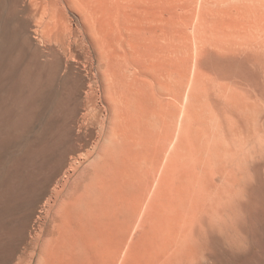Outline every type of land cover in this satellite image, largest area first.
<instances>
[{"label": "bare ground", "instance_id": "obj_1", "mask_svg": "<svg viewBox=\"0 0 264 264\" xmlns=\"http://www.w3.org/2000/svg\"><path fill=\"white\" fill-rule=\"evenodd\" d=\"M5 1L9 18L23 12L13 29L25 45L8 47L11 61L0 49V148L29 129L49 77L69 80L61 123L50 140L27 145L21 162L53 156L36 174L43 191L48 185L38 196L50 194L31 214L40 222L38 262L71 264L85 250L97 264L208 263L200 229L232 224L239 207L264 194V0ZM23 173L26 185L34 182L31 169ZM16 186L6 202L20 200ZM25 223L6 228L19 234L25 225L27 237Z\"/></svg>", "mask_w": 264, "mask_h": 264}, {"label": "rangeland", "instance_id": "obj_2", "mask_svg": "<svg viewBox=\"0 0 264 264\" xmlns=\"http://www.w3.org/2000/svg\"><path fill=\"white\" fill-rule=\"evenodd\" d=\"M1 1V3H0V12H1V16H3L2 17V20H0V26H4V28L7 30V32L9 33L8 35H9V37H8V39L7 40H4L3 41V39H1L0 38V49L1 48H4V50H5V52H7V53H9V56H8V60L9 61H11V57H12V52L10 51V49H8V47H10V45L12 44L13 45V47H14V45H16V44H22L23 43V45H25V43H24V38L23 37H19V38H17L16 39V37H15V34H14V30L15 29H13V28H16V24L15 23H17V21H19L18 19H20L21 17V15H23L22 13V11L20 10V8L21 7H19L18 8V10H20V11H16V15H12L10 18H9V14H7V10L9 9V5H8V1L6 2L5 0L3 1V0H0ZM3 3V4H2ZM4 3H6L5 5H4ZM3 7H2V6ZM8 5V6H7ZM5 6L7 7L6 9H5ZM3 8H4V10H3ZM2 9V10H1ZM6 11V12H5ZM5 12V13H4ZM18 12H20V13H18ZM3 13V14H2ZM18 13V14H17ZM5 14V15H4ZM20 17V18H18V17ZM8 17V18H7ZM15 17V18H14ZM6 19V20H5ZM11 20V21H10ZM15 20V21H14ZM12 21H14V23L12 22ZM6 22V23H5ZM9 22V23H8ZM13 24V25H12ZM14 24H15V26H14ZM7 25V26H6ZM12 26V27H11ZM3 28V27H2ZM1 27H0V30L2 29ZM10 29V30H9ZM2 31V30H1ZM0 31V32H1ZM11 31V32H10ZM15 38V39H14ZM26 47H27V50H28V48H30L29 50H28V52H31L32 51V48L33 47H30V46H28V45H26ZM7 49V50H6ZM43 55V54H42ZM42 57V59H44L45 58V56L43 55V56H41ZM13 58V57H12ZM8 60H6L7 62H8ZM18 70L20 69V68H17ZM58 77H60V78H58ZM50 78V79H49ZM48 79V82H46V83H48V84H46L45 85V92L46 93H44V95L45 96H47L46 97V99L47 100H44V98L45 97H43V101L45 102V101H48L46 104L43 102V103H41L40 104V106L38 105H36V107L34 106L33 107V109L34 110H32V116H31V118L28 120L29 122H27V127L29 128V129H27L26 128V126H25V128L24 129H17V133L16 134H14L11 138H9L8 139V141L6 142V144H4V145H2V149L0 150V187H1V185H2V188H0L1 190H0V194H2V195H0V207H2L1 205L2 204H4L3 205V209L2 208H0L1 210H0V225H1V228H2V226H3V228H6V225L8 226V227H10V228H14L15 226H17V225H19L20 223H22V224H24L25 222V224L27 225H29V224H31L32 225V229L33 230H30V231H33V232H29L28 230V232H25L24 234H25V236H27V237H24V235H23V233H22V230L24 231V228H26L25 227V225H24V228H22L23 227V225H21V229L22 230H20V226H18L19 228H17L18 230H20L19 231V234H16L17 232H14L12 235H11V233H10V228H6L7 229V232H9V233H7L6 232V230L5 229H3V231L5 230V234H7V236L8 237H6L5 236V234L3 235V234H1L0 235V237L3 239V241H2V239L0 238V264H11L12 263V261L14 260V262L12 263V264H15L16 262V264H18L20 261L21 262H24V263H22V264H40V260H39V262H38V258L40 259V254H39V252H40V246H38V244L36 243V240H37V228L36 227H38L39 225V221L38 220H36L37 218L36 217H34V216H32L31 214H37L36 213V208L38 209L37 211H41L42 209H43V205H45L46 204V201L48 200V198H49V196H50V194H46L44 197V199H43V194H45V193H42V192H47V191H45V189L47 190V186L48 185H42L43 186V188H44V191H43V189L41 188V186L39 185V178L41 179L42 178V176L43 175H41L40 177H39V174L40 173H42L45 169H46V166H47V164L49 163V160L51 161V159L53 158V156L51 155H49V157H46V155L45 156H43V158H42V156H38V157H36L37 159H35V161L33 162V165L32 164H30V165H32L31 167L29 166V164H26L25 162V164L24 165H22V161H24L25 159H26V153L28 152V146H29V148L32 146V147H35L36 148V146L38 145V146H40L44 141H46V137H47V140H50L51 138H52V136H53V132L57 129V127H58V125L61 123L60 121L63 119L62 117H64V115H65V113H66V111H67V106L69 105V99H68V96H66L67 95V92H66V94H65V91H67L66 90V85H68V84H66V83H68L69 82V80L67 81L66 80V77L64 78V75H62V76H54V79H53V77H49ZM58 79V80H57ZM62 80V81H61ZM61 81V82H60ZM56 82V83H55ZM53 83H54V85H53ZM62 84V85H60V84ZM65 84V86H64V84ZM2 84H4V82L2 81V82H0V96H1V94H2V96L4 97L5 95H6V92H5V94H4V92L3 91H5L4 90V85H2ZM54 86V88H53V86ZM57 86H59V88H57ZM47 87H48V89L50 90H48L47 89ZM50 88H52V89H50ZM59 89V90H58ZM51 90H52V92H51ZM56 92H54V91ZM2 92V93H1ZM49 92H51V93H49ZM54 92V93H53ZM57 92H59V93H57ZM62 92V93H61ZM47 93H48V95H47ZM61 93V96L59 95ZM50 94H51V96H50ZM58 94V95H57ZM63 95V96H62ZM2 96L0 97V100H1V98H2ZM50 96V97H49ZM53 96H54V98H53ZM51 98V99H50ZM56 99V100H55ZM50 100V101H49ZM66 100V101H65ZM58 103V101H59V104H57L56 102ZM61 101H63L62 103H61ZM68 101V102H67ZM66 103V104H65ZM68 103V104H67ZM52 104V105H51ZM54 104V105H53ZM60 104H62L61 106H60ZM58 107H57V106ZM16 106V109H15V113H14V115L17 113V111L19 110V109H17V108H19L18 107V105H15ZM45 106H46V108H45ZM49 107V108H48ZM53 107H55V108H53ZM61 107V108H60ZM45 108V109H44ZM37 109V110H36ZM53 109V110H52ZM59 109V110H58ZM64 111H63V110ZM51 110V111H50ZM55 110V111H54ZM58 110V111H57ZM38 111V112H37ZM61 111H63V113L61 112ZM19 112V111H18ZM50 114H51V116H50ZM56 114V115H55ZM58 115L60 116L59 118H58ZM12 117V116H11ZM11 117H10V119H11ZM56 117V118H55ZM33 118V119H32ZM36 118V119H35ZM51 118V119H50ZM42 120V121H41ZM45 120V121H44ZM49 120H51V121H49ZM33 121V122H32ZM58 121H59V123H58ZM47 122V123H46ZM50 124H49V123ZM55 122H56V124H55ZM42 123H45V124H42ZM54 123V124H53ZM43 125V126H42ZM50 125V126H49ZM57 125V126H56ZM42 126V127H41ZM31 127V128H30ZM47 128H48V130H47ZM37 129V130H36ZM50 129V130H49ZM40 130V131H39ZM45 130V131H44ZM51 130H52V132H51ZM35 131H37V133L35 134L34 132ZM39 131V132H38ZM49 131V132H48ZM19 132H21V133H19ZM27 133L26 134V137L28 138H26L25 137V134L24 133ZM29 132V133H28ZM43 132V133H42ZM51 132V133H50ZM47 134V136H46V134ZM19 134V135H18ZM24 134V135H23ZM34 134V135H33ZM48 135H49V137H51L50 139H48L49 137H48ZM15 136V137H14ZM16 136H18V137H16ZM10 139H12V140H10ZM36 139V140H35ZM45 139V140H44ZM25 140V141H24ZM28 140V141H27ZM33 140V141H32ZM39 140H40V142H39ZM41 140H43V141H41ZM35 141V142H34ZM26 142L28 143V144H26ZM36 143H40V144H36ZM30 144V145H29ZM28 145V146H27ZM36 145V146H35ZM27 146V147H26ZM6 147V148H5ZM27 148V150H26V148ZM27 151V152H26ZM28 154V153H27ZM23 155H25L26 157H23ZM43 155V154H42ZM40 157V158H39ZM46 157V158H45ZM25 158V159H24ZM42 158V159H41ZM19 161V162H18ZM26 161V160H25ZM17 162V163H16ZM70 162H72V160L70 161ZM70 162H69V164L66 166V168L68 169V166L70 167ZM15 165H14V164ZM37 163V164H36ZM10 164V165H9ZM18 164H21V165H18ZM10 166V167H9ZM30 168H29V167ZM7 167V168H6ZM20 167V168H19ZM40 167V168H39ZM23 168V169H22ZM26 168H28V169H31V171H32V173H34V177H32V181H37V182H30V184H28V185H26V183H24V177H23V175L22 174H24L23 173V171H25L26 170ZM42 168H44L43 169V171L42 172H40V170H42ZM65 168V169H66ZM8 169V170H7ZM34 169V170H33ZM14 170H16V171H14ZM36 170H38V172L36 171ZM65 171L66 170H64V173H62L61 175H60V177L62 178L63 176H64V174H65ZM12 173V174H11ZM22 173V174H21ZM14 174V175H13ZM18 174H20V177H19V175ZM36 174H38V179H37V175ZM13 175V176H12ZM35 175H36V178H35ZM2 176H4V177H2ZM5 176H8V177H5ZM25 176V175H24ZM17 177V178H16ZM21 177H23V178H21ZM23 179V181H21ZM6 180V181H5ZM18 180H19V182H18ZM10 181V182H9ZM15 183V186L16 185H18V186H16L17 188V191L19 192V189H21L22 191H23V189L25 190V188L26 187H24V185H26V186H28L27 188H26V190L25 191H27V192H25V191H21L20 190V193L19 194H21V193H23L21 196H19L20 197V200H18L19 198H17V200L20 202V204H17V203H19L17 200L14 202L12 199V203H11V201L9 202V201H7L6 202V199H7V196H8V194H9V192L8 191H11V190H8V189H11V187L13 188L14 187V183ZM17 182V183H16ZM20 182L23 184V186H22V184H20ZM9 183H13V185L12 184H9ZM34 183L35 185L36 184H38V185H36V186H38V188H41V190L42 191H40V189L38 190L39 192H41V193H39V192H37V188L35 187V188H33V186H35L34 184L32 185V184ZM20 185V186H19ZM32 185V186H31ZM7 186V187H6ZM8 186H10V187H8ZM32 188H31V187ZM31 188V190H32V192H36L35 194H33V196L30 194V193H28V191H30L29 189ZM7 189V191H6V189ZM19 188V189H18ZM5 189V190H4ZM15 189V190H16ZM36 191H35V190ZM3 190V191H2ZM5 191V193L3 194V192ZM7 192V193H6ZM25 192V193H24ZM28 193V194H27ZM38 194H42V195H39L38 196ZM28 195V197L30 198V200H29V198H26L27 199V203L26 202H24L25 201V198H24V196H27ZM32 196V198H34V200H35V203H36V205H34L33 204V201L34 200H32L31 199V197L30 196ZM39 197V198H37V201H39V202H36V197L37 196ZM255 195V194H254ZM253 195V198L251 197V199H253V200H251V202L250 203H252L253 202V205L252 204H250V205H252V207H247V205H246V208L244 209L243 207H245V206H241V207H239L238 209H237V213L238 212H240V215H239V213H238V216L240 217H238L237 219L238 220H240V221H238L237 219L235 220H232V221H230V222H233L232 224L230 223V224H228V223H226L227 225H224V222H216V223H212V224H215V225H212V224H209V225H205L204 227H202V229H200V232H199V242H200V245H201V252L202 253H204L206 256H207V258H209V261H208V263L209 264H264V201H262V200H264V197H263V192H262V194L261 193H257L256 195L257 196H254ZM23 196V197H22ZM96 196V195H95ZM262 196V197H261ZM3 197H5V198H3ZM42 197V198H41ZM259 197V198H258ZM43 199L41 202H40V200H38V199ZM254 198H255V201H254ZM261 198V199H260ZM5 199V200H4ZM258 199V200H257ZM23 200V201H22ZM29 200V201H28ZM32 200V201H31ZM22 202H24L23 204H22ZM30 202V203H29ZM254 202H255V204H254ZM8 203H9V206L11 207V208H14L13 206H11L13 203H14V205H16L17 204V206H16V211L14 210V209H11V208H9V207H5V206H8ZM11 203V204H10ZM16 203V204H15ZM25 203L27 204V205H25ZM29 203V204H28ZM6 204V205H5ZM25 205V206H24ZM31 205H33V206H31ZM41 205V206H40ZM250 205H248V206H250ZM263 205V208L261 207ZM23 206V207H22ZM255 206H256V208H255ZM258 206V207H257ZM26 207V208H25ZM33 207V208H32ZM5 208H9V210H6ZM18 208V209H17ZM30 208V209H29ZM35 208V209H34ZM241 208H243L242 210H239V209H241ZM14 210L13 212L11 211V210ZM27 209V210H26ZM31 209H32V213L30 212L31 211ZM34 209V210H33ZM255 209H256V211H255ZM29 210V211H28ZM246 210H247V212H246ZM2 211V212H1ZM12 213H11V212ZM19 211V212H18ZM23 211H24V213H23ZM28 211V212H27ZM34 211V212H33ZM243 211V212H242ZM251 211V212H250ZM259 211V212H258ZM30 212V213H29ZM249 212V213H248ZM254 212V213H253ZM7 213V215H5ZM8 213H9V215H8ZM16 213V214H15ZM21 213V214H20ZM15 214V216H13ZM25 214H28V217H27V215H25ZM18 215H19V217H18ZM23 215H25L26 217H22ZM243 215V216H242ZM2 216H5L4 218H2ZM11 216V217H10ZM34 217V218H31V217ZM36 216V215H35ZM251 216V217H250ZM13 217V218H12ZM17 217V218H16ZM22 217V218H21ZM244 219H242V218ZM247 217H249V218H247ZM10 218H12V219H10ZM25 218H27V219H25ZM2 219V220H1ZM7 219V220H6ZM9 219V220H8ZM15 219V220H14ZM19 219V220H18ZM21 219H24V223L23 222H20V221H23V220H21ZM31 220V221H29V220ZM26 220H28V223H27V221ZM34 220V221H33ZM36 220V221H35ZM9 221H10V223H9ZM248 221V222H247ZM12 222V223H11ZM20 222V223H19ZM34 222V223H33ZM241 222H243V223H241ZM247 222V223H246ZM218 223H219V225H218ZM223 223V224H222ZM34 224V225H33ZM5 225V226H4ZM27 225V227H29ZM247 225V226H246ZM250 225V226H249ZM14 226V227H13ZM220 226H222V227H220ZM230 226V227H229ZM235 226H237L236 228H235ZM242 226V227H241ZM227 227H229V229L227 228ZM245 227V228H244ZM246 227H248L247 229H246ZM16 228V227H15ZM15 228L13 229V230H11V231H17V230H15ZM226 229V231H224L225 229ZM235 228V229H234ZM239 228L241 229V231L239 230ZM242 228L244 229V231L246 230V232H244V231H242ZM250 228V229H249ZM263 228V229H262ZM207 229V230H206ZM238 229V230H237ZM250 231H249V230ZM253 229V230H252ZM232 232H231V231ZM235 230H237V231H235ZM34 231H35V233H34ZM202 231V232H201ZM207 231V232H206ZM252 231V232H251ZM224 232H226V233H224ZM241 232V233H240ZM27 233H28V235H27ZM219 233H221V234H219ZM223 233V234H222ZM232 233V234H231ZM236 233H237V235H236ZM9 234V235H8ZM15 234L17 235V236H15ZM230 234V235H229ZM261 234V235H260ZM11 235V236H10ZM14 235V236H13ZM18 235H19V237H18ZM2 236H4V237H2ZM29 236V237H28ZM208 236V237H207ZM243 236V237H242ZM7 238V239H4V238ZM13 237V238H12ZM15 237H16V239H15ZM18 237V238H17ZM36 238V240H35V238ZM229 237L231 238V239H229ZM242 239H241V238ZM11 238H12V240H11ZM20 238V239H19ZM22 238V239H21ZM200 238H201V240H200ZM208 238V239H207ZM221 238V239H220ZM232 238H233V240H232ZM236 238H240L239 240L238 239H236ZM19 239V240H18ZM217 239H220V240H217ZM244 239V240H243ZM7 240V241H6ZM16 240V241H15ZM18 240V241H17ZM229 240V241H228ZM2 241V242H1ZM9 241V242H8ZM10 241H11V243L12 244H14V247H13V245L10 243ZM13 241V242H12ZM31 241V242H30ZM202 241V242H201ZM217 241V242H216ZM258 241V242H257ZM261 241V242H260ZM28 242V243H27ZM231 244H230V243ZM233 242V243H232ZM244 242V243H243ZM20 243V244H19ZM21 243H23V245L21 244ZM36 245H35V244ZM203 243V244H202ZM211 243V244H210ZM219 244V245H218ZM234 244V245H233ZM235 244H237V245H235ZM247 244V246H245ZM3 245V246H2ZM9 245H11V246H9ZM17 245V246H16ZM211 245V246H210ZM223 245V246H222ZM239 245V246H238ZM7 246V247H6ZM26 246V247H25ZM205 246V247H204ZM253 246V247H252ZM258 246V247H257ZM10 247V248H9ZM11 247H12V250H11ZM20 247V248H19ZM38 249H37V248ZM81 248H83V246H80ZM80 247H79V249H80ZM211 247V248H210ZM233 247V248H232ZM7 248V249H6ZM15 248V249H14ZM22 248V249H21ZM33 248H35V250H33ZM207 248V249H206ZM223 248V249H222ZM242 248V249H241ZM249 248V249H248ZM252 248V249H251ZM10 249V250H9ZM28 249V250H27ZM79 249H78V252L77 253H79ZM226 249V250H225ZM232 249V250H231ZM246 250V251H242V250ZM10 251V252H12L13 250V252L12 253H10V252H8V251ZM19 250V251H18ZM21 250V251H20ZM80 250H84V248L83 249H80ZM208 250V251H207ZM253 250V251H252ZM258 250V251H257ZM4 251H6V252H4ZM26 253H25V252ZM34 251V252H33ZM205 251V252H204ZM220 251V252H219ZM229 251V252H228ZM233 251V252H232ZM18 252V253H17ZM34 253V254H32V253ZM83 252H85V250L83 251ZM83 252H81L80 251V253L79 254H81V259H79L80 258V255H79V257L78 258H76V259H78L79 261L80 260H83L82 258H84V260L83 261H85V259H86V255L87 254H85V253H83ZM206 252H207V254H206ZM222 252V253H221ZM226 252V253H225ZM6 255H5V254ZM10 253V254H9ZM17 253V254H16ZM37 253V254H36ZM247 253V254H246ZM14 254H16V256L14 255ZM29 254V255H28ZM34 256H32V255ZM219 254V255H218ZM235 254H237V256L235 255ZM246 254V255H245ZM8 255V256H7ZM20 255V256H19ZM82 255H85L84 257L82 256ZM240 255V256H239ZM22 256H24V257H22ZM36 256V257H35ZM39 256V257H38ZM250 256V257H249ZM255 256V257H254ZM1 257H2V260H1ZM9 257V258H8ZM15 257V258H14ZM21 257V258H20ZM25 257H27V258H25ZM221 257V258H220ZM6 258V259H5ZM13 258V259H12ZM232 258V259H231ZM246 258V259H245ZM15 259H16V261H15ZM29 260V261H27V260ZM87 259H88V257H87ZM86 259V260H87ZM223 259V260H222ZM226 259V260H225ZM6 260V261H5ZM26 260V261H25ZM78 260L77 261H75V259H73L72 260V262L73 263H77V264H79L78 263ZM215 260V261H214ZM242 260V261H241ZM70 261V260H69ZM75 261V262H74ZM82 261V262H83ZM89 259L87 260V261H85L84 263H80V264H86V262H88V264H89ZM213 261V262H212ZM236 263H235V262ZM9 262V263H8ZM71 262V264H73ZM91 262V261H90ZM92 264H97L96 262H91ZM90 263V264H91ZM208 263H202V264H208ZM19 264H21V263H19ZM68 264V263H67Z\"/></svg>", "mask_w": 264, "mask_h": 264}]
</instances>
